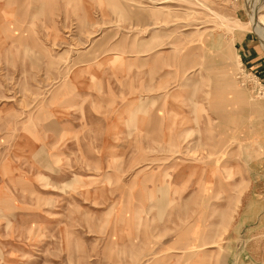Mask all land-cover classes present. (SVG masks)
Listing matches in <instances>:
<instances>
[{
	"label": "rangeland",
	"instance_id": "rangeland-1",
	"mask_svg": "<svg viewBox=\"0 0 264 264\" xmlns=\"http://www.w3.org/2000/svg\"><path fill=\"white\" fill-rule=\"evenodd\" d=\"M263 143L264 0H0V264H264Z\"/></svg>",
	"mask_w": 264,
	"mask_h": 264
},
{
	"label": "crops",
	"instance_id": "crops-1",
	"mask_svg": "<svg viewBox=\"0 0 264 264\" xmlns=\"http://www.w3.org/2000/svg\"><path fill=\"white\" fill-rule=\"evenodd\" d=\"M243 201L246 210H259V212L255 220L242 219L237 226L243 228L257 224L258 221L264 222V143L261 154L253 157L249 162V181L243 195Z\"/></svg>",
	"mask_w": 264,
	"mask_h": 264
},
{
	"label": "bare ground",
	"instance_id": "bare-ground-1",
	"mask_svg": "<svg viewBox=\"0 0 264 264\" xmlns=\"http://www.w3.org/2000/svg\"><path fill=\"white\" fill-rule=\"evenodd\" d=\"M232 202H233V201H232ZM231 204H232V203H231ZM231 204H229V205L231 206ZM229 205H228V208L230 207ZM225 219H226V215L223 217V220H225Z\"/></svg>",
	"mask_w": 264,
	"mask_h": 264
}]
</instances>
